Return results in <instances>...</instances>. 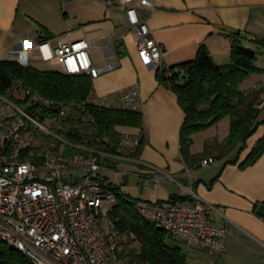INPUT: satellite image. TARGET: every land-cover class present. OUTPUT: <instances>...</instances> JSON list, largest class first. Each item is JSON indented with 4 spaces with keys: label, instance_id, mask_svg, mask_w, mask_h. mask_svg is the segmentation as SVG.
<instances>
[{
    "label": "crops",
    "instance_id": "0c3cea01",
    "mask_svg": "<svg viewBox=\"0 0 264 264\" xmlns=\"http://www.w3.org/2000/svg\"><path fill=\"white\" fill-rule=\"evenodd\" d=\"M109 1L0 0V61L33 65L34 60L41 61L37 47L43 41L55 47L58 39L65 43L87 40L97 45L91 56L94 65L101 66L106 63L108 45L112 43L117 53L116 46L122 43L120 67L94 80L95 94L101 97L140 87L145 101L143 129L118 130L143 135L145 147L138 160L113 161L116 170L104 176L138 201L152 204L191 195L217 210L211 213L213 223L227 229L223 258H216L210 251L188 248L189 264H264V154L253 165L243 166L264 138V125L247 141L244 151L240 152L239 146L226 155H222L221 146L230 135V118L194 135L191 154H203L204 159L215 158L218 162L199 171L189 170L194 161L188 166L181 153L186 113L179 98L160 84L156 67L141 63L137 34L129 28L125 8L117 0L111 4ZM141 14L164 48L163 63L168 68L195 60L202 45H206L217 65L230 64L232 45L225 33L239 31L251 39L264 37V0H156L153 12ZM257 46L264 54V48ZM258 68L262 72L248 78L242 85L244 92L254 91L262 81L264 66ZM258 121H264V111ZM115 172L123 174V182H113L110 174ZM162 173L164 178L154 183L161 185L156 188L161 196L153 198L157 194L151 191L153 184L144 186L143 179ZM139 188H149L146 200L141 198Z\"/></svg>",
    "mask_w": 264,
    "mask_h": 264
},
{
    "label": "built area",
    "instance_id": "2783aa9c",
    "mask_svg": "<svg viewBox=\"0 0 264 264\" xmlns=\"http://www.w3.org/2000/svg\"><path fill=\"white\" fill-rule=\"evenodd\" d=\"M117 2L126 10L130 30L137 34L141 63L164 69V48L141 14L153 12L156 0ZM97 48L87 40L65 43L62 39L55 47L46 41L37 47L44 63L57 60L62 66L60 72L87 75L94 80L121 65L111 43L105 54L106 63L95 66L91 55ZM255 90H264V77ZM88 104L139 113L145 107L139 86L96 97ZM88 104L46 99L25 89L20 80L0 95V241L33 264H126L120 257L116 225L109 214L105 218L104 204L114 208L118 196L104 173L116 170L112 161L131 158L93 148L108 143L109 138L99 133ZM257 109L264 111V97ZM35 132L39 137H33ZM40 137L50 139L49 144L39 143ZM30 140L36 149L26 151ZM141 142V135L122 133L120 149L134 153ZM39 145L43 146L38 148ZM69 149L84 153L68 155ZM217 162L215 158L206 159L194 171ZM164 176L162 173L145 177L143 184L150 186ZM193 198L188 202H138L134 207L144 220L166 230L188 248L210 251L221 259L226 252L227 229L213 223L211 213L217 211L213 206Z\"/></svg>",
    "mask_w": 264,
    "mask_h": 264
},
{
    "label": "trees",
    "instance_id": "16d2710c",
    "mask_svg": "<svg viewBox=\"0 0 264 264\" xmlns=\"http://www.w3.org/2000/svg\"><path fill=\"white\" fill-rule=\"evenodd\" d=\"M232 45L231 62L220 66L215 63L206 45L200 47L195 60L171 68L157 70V78L163 86L175 92L180 105L186 113L181 132V153L188 166L194 161L195 167L206 160L205 155H192L193 136L208 130L226 118L231 120L230 135L221 146L226 155L241 146L246 149L247 141L264 125L259 122L261 112L257 106L262 100L264 90L246 93L242 85L253 74L262 72L256 65L257 54L245 47V42H253L264 48V37L251 39L247 33H225ZM51 38V37H50ZM117 55H124L117 44ZM170 74V76L168 75ZM16 80L25 89L41 94L46 99L74 105L88 104L96 98L94 79L87 75L72 76L55 70H42L34 65H24L17 60L0 61V95H5ZM89 112L96 120L98 131L109 138L108 143L94 145L96 150H106L138 160L145 147L143 135L139 148L134 153L120 149L122 133L118 128L143 129V112L105 110L88 104ZM33 137H39L37 132ZM32 137V138H33ZM69 139H71L69 137ZM50 139L42 143L49 144ZM43 145H39L41 148ZM36 149L32 140L26 151ZM68 155L83 154L81 150H67ZM264 154V138L253 149L244 167L253 165ZM113 162V161H112ZM117 193V205L109 213L115 223L119 237L126 239L120 250V257L126 264H189L188 247L158 225L144 220L136 211L139 201L121 192L119 186L112 185ZM193 196H173L170 201H193ZM163 201H159V204ZM0 264H33L21 252L0 241Z\"/></svg>",
    "mask_w": 264,
    "mask_h": 264
},
{
    "label": "rangeland",
    "instance_id": "374dc122",
    "mask_svg": "<svg viewBox=\"0 0 264 264\" xmlns=\"http://www.w3.org/2000/svg\"><path fill=\"white\" fill-rule=\"evenodd\" d=\"M246 48L248 49H251L253 50L256 54H257V67L258 65L259 66H264V54L261 53L260 49H258V46L257 44L255 43H248L247 45H245ZM37 58V57H36ZM35 58V59H36ZM34 66L42 69V70H55V71H61L62 69V66L60 64L59 61L55 60V61H52V62H49V63H44L42 60L40 61L39 58L37 60H34L31 62ZM248 80V79H247ZM246 80V81H247ZM45 137H40L39 139V143L41 144H45V143H42V141H44ZM204 141V139L202 140H199L198 141V145H201V143ZM113 182H115L117 184L118 183H121L123 182V174L121 173H118V172H115V173H111L110 174ZM145 186V185H144ZM150 188V187H149ZM149 188H147L146 190H143L141 188L138 189V192L141 194V198H143V200H146L145 198H147V192L149 190ZM160 189L161 188V185H156V184H153L152 188H151V191L153 192H156L157 194L155 196H152L153 198L154 197H158V196H161L159 195L158 193L160 192V190H157V189ZM125 193V192H124ZM150 193V192H149ZM126 194V193H125ZM139 203L141 204H146V202L144 201H139ZM113 209V206L112 205H109V204H104V212H105V218L108 217V214L110 213V211ZM126 239L123 240V238L120 237V239L118 240V243L119 245H121V243L123 244V242L125 241ZM122 246H120V250H122Z\"/></svg>",
    "mask_w": 264,
    "mask_h": 264
},
{
    "label": "water",
    "instance_id": "95a60500",
    "mask_svg": "<svg viewBox=\"0 0 264 264\" xmlns=\"http://www.w3.org/2000/svg\"><path fill=\"white\" fill-rule=\"evenodd\" d=\"M264 210V207L261 208V211Z\"/></svg>",
    "mask_w": 264,
    "mask_h": 264
}]
</instances>
